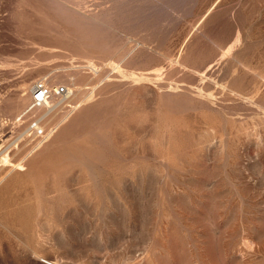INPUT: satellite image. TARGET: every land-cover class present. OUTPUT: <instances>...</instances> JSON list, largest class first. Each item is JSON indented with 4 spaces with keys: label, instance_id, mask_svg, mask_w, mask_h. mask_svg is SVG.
I'll return each instance as SVG.
<instances>
[{
    "label": "rangeland",
    "instance_id": "374dc122",
    "mask_svg": "<svg viewBox=\"0 0 264 264\" xmlns=\"http://www.w3.org/2000/svg\"><path fill=\"white\" fill-rule=\"evenodd\" d=\"M0 9L5 123L85 91L0 187V264H264V0Z\"/></svg>",
    "mask_w": 264,
    "mask_h": 264
},
{
    "label": "bare ground",
    "instance_id": "6f19581e",
    "mask_svg": "<svg viewBox=\"0 0 264 264\" xmlns=\"http://www.w3.org/2000/svg\"><path fill=\"white\" fill-rule=\"evenodd\" d=\"M0 11L3 10L0 9ZM38 82H46L49 86L53 88L57 86H67L69 93L67 96H64L62 98H53L51 100H48L42 106L37 107L33 104V94H34L35 86L38 84ZM57 82L63 83L64 85L56 84V81H55L56 85H51L48 83V81H36L33 78L26 79L19 86L20 91L18 92V96H17L18 103L23 107H25V109L17 117L15 118L12 117L9 120H7L6 123H5L6 120L5 121L2 120L3 117L2 114L4 113L3 110L4 98H3V94L0 92V161L3 160V163H0V187L6 181H8L11 175H13V173L28 158H30L34 154V152H36L37 148L39 147L38 137L40 135L48 134L46 133L47 131L45 130L47 129V126L53 124L54 121L52 119L54 117V113L58 110L59 111L61 110L60 107L62 106V102L60 100L65 101L64 99H66L68 101L70 100L69 102H73L78 100V98L80 100V96L82 94H85L82 85L75 82L73 86H70L68 84L66 77L60 78ZM86 96L87 93L85 97ZM30 100L32 101L30 104H28ZM53 100H59V102L54 103L52 105L50 103ZM84 101L85 100H83L82 102ZM31 105H34V107L31 108ZM67 114L70 117H72L75 114L74 117H76L79 114V111L76 108H73L71 112L63 113L64 116ZM18 118H20L19 121H17ZM41 123L44 125V127L40 126ZM33 124H35L36 126H33ZM40 130L42 131L41 134H39Z\"/></svg>",
    "mask_w": 264,
    "mask_h": 264
},
{
    "label": "built area",
    "instance_id": "2783aa9c",
    "mask_svg": "<svg viewBox=\"0 0 264 264\" xmlns=\"http://www.w3.org/2000/svg\"><path fill=\"white\" fill-rule=\"evenodd\" d=\"M69 93L67 86H49L46 82H38L33 94V104L37 107L42 106L53 98H62Z\"/></svg>",
    "mask_w": 264,
    "mask_h": 264
}]
</instances>
